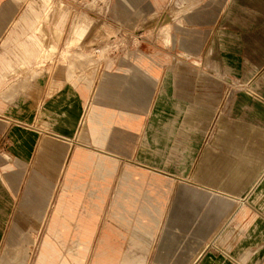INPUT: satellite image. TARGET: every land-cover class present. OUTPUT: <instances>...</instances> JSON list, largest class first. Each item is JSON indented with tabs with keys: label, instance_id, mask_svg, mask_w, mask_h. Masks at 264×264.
<instances>
[{
	"label": "rangeland",
	"instance_id": "obj_1",
	"mask_svg": "<svg viewBox=\"0 0 264 264\" xmlns=\"http://www.w3.org/2000/svg\"><path fill=\"white\" fill-rule=\"evenodd\" d=\"M17 1H25L28 23L17 48L25 57H14L19 65L25 66L29 56L40 69L45 65L47 76L54 78L65 67L68 79L74 81L82 77L99 81L121 72V66L144 67L152 80L151 101L168 102V107L146 115L139 145L111 177L108 195L95 217L88 260L95 254L117 176L131 164L145 178L159 177L162 184L157 205L140 203L141 208L157 212L156 223L127 235L126 264H151L158 247L210 253L213 264H264V198L248 197L264 172V0H200L192 12L207 10L210 16L194 23H178V16L169 13L174 0ZM74 27L83 29V34L67 48ZM163 28L169 29L170 37ZM195 39L198 45L190 51L186 43ZM54 91L49 87L48 95ZM7 93H19L14 98L25 102V90L1 94ZM21 102L5 101L0 113V209L8 214L0 217L4 224L0 264L6 261L2 257L12 227L16 225L24 235L40 224L32 216L16 221V215L25 214L20 202L34 171L51 190L44 201L39 241L63 186L69 185L66 173L78 165L70 166L73 147L64 160L37 153L25 158L16 152L25 146V130L12 129L13 121L22 120L13 117ZM251 103L261 109V116L249 111ZM39 156L54 161L57 168L47 164L48 169H38ZM88 236L78 238L85 242ZM48 245L46 237L34 264L52 257ZM85 247H79L81 255ZM37 250L35 246L29 264ZM58 264H69V259L62 258Z\"/></svg>",
	"mask_w": 264,
	"mask_h": 264
},
{
	"label": "crops",
	"instance_id": "obj_2",
	"mask_svg": "<svg viewBox=\"0 0 264 264\" xmlns=\"http://www.w3.org/2000/svg\"><path fill=\"white\" fill-rule=\"evenodd\" d=\"M199 4L200 0H174L169 13L178 16V23L204 21L210 16V11L192 12ZM24 16L25 1L0 0V113L5 101H22L13 115L22 120L12 123L13 130H25V146L19 147L17 153H24L25 158L37 153L64 160L73 147L70 166L74 162L78 165L66 173L69 185L63 186L53 216L39 241L37 234L45 215L44 201L50 198L51 190L34 171L27 182L25 197L20 202V209L25 214L16 215V221L19 222L22 216H32L40 224L35 229L28 228L24 235L14 225L2 258L6 260L5 264H29L32 250L38 246L34 264L40 246L47 237L50 245L46 249L53 252L52 257H47L48 264H58L62 258H68L69 264H126L130 247L127 235L141 233L142 228L156 223L157 212L151 208H141L140 203L147 202L151 207L157 205L161 180L155 176L145 178V173L135 170L131 164L122 168L117 176L115 192L105 215V225L95 254L88 260L95 217L108 195L111 177L138 144V135L146 115L168 107V102L151 101L152 80L143 70L144 67L140 70L121 66V72L109 73L99 78V81L96 77L91 81L86 77L74 81L68 79L69 72L65 67H60L54 78L47 76L45 65L43 70L40 69L34 58L29 56L25 66L19 65L14 57H25V52L17 50L28 32ZM165 30L166 37H170L169 29ZM16 37L17 41H14ZM75 38L72 34L66 43L67 48L74 44ZM197 45L198 39L190 40L186 48L191 51ZM26 48L30 50V47ZM146 58L151 62L157 61L154 56ZM132 71L133 77L129 78ZM138 74L140 77L135 80ZM164 79L168 82L169 74ZM49 87L55 90L50 95ZM13 90H25V102L14 98L19 93L1 94ZM249 111L257 116L262 115L255 103H251ZM261 138L264 140V134ZM36 164L41 170L48 169L47 164L56 167L55 162L47 160L45 156H39ZM248 197L259 201L264 198V172ZM5 211V208L0 209V217L8 216ZM3 229L4 224H0V237ZM79 234L89 236L83 242L78 238ZM68 241L70 247H67ZM83 245L87 250L81 255L79 247ZM195 252L178 247H158L151 264H213L210 253L203 256L204 253L200 255Z\"/></svg>",
	"mask_w": 264,
	"mask_h": 264
},
{
	"label": "bare ground",
	"instance_id": "obj_3",
	"mask_svg": "<svg viewBox=\"0 0 264 264\" xmlns=\"http://www.w3.org/2000/svg\"><path fill=\"white\" fill-rule=\"evenodd\" d=\"M165 27V26H164ZM167 29V28H166ZM163 31H164V28L162 29ZM162 32V31H161ZM166 32V30L164 31V33ZM72 34H73V36L75 37H78V38H80V36L83 34V29H81V28H75L74 27V31L72 32ZM159 34H160V31H159ZM162 34H163V32H162ZM161 35V34H160ZM59 137V136H58ZM65 139V138H64ZM63 140V139H62ZM67 141V140H66Z\"/></svg>",
	"mask_w": 264,
	"mask_h": 264
}]
</instances>
